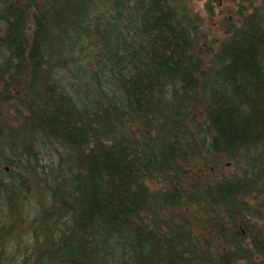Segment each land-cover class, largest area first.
<instances>
[{
    "label": "trees",
    "instance_id": "obj_1",
    "mask_svg": "<svg viewBox=\"0 0 264 264\" xmlns=\"http://www.w3.org/2000/svg\"><path fill=\"white\" fill-rule=\"evenodd\" d=\"M240 1L213 48L188 0H0V264L261 263L264 0Z\"/></svg>",
    "mask_w": 264,
    "mask_h": 264
},
{
    "label": "rangeland",
    "instance_id": "obj_2",
    "mask_svg": "<svg viewBox=\"0 0 264 264\" xmlns=\"http://www.w3.org/2000/svg\"><path fill=\"white\" fill-rule=\"evenodd\" d=\"M188 6L201 17L203 21L202 30L206 32V37L214 48L219 43V40L224 38V24L227 21L238 23V11L241 9L244 12L246 10L244 8H247V2L240 0H188ZM230 173H234V168L232 165L226 164L219 166L216 171L212 169L211 177L226 176ZM251 203L254 204L253 201ZM257 207V212H261L260 214L264 218V207ZM250 221L256 227H261L264 232V219L258 221L252 218ZM254 259L260 260V264H264V252L261 255L255 254Z\"/></svg>",
    "mask_w": 264,
    "mask_h": 264
}]
</instances>
